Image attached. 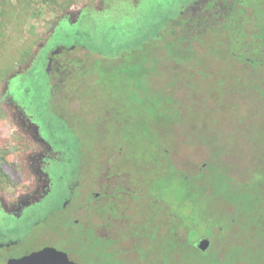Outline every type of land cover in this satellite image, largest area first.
I'll list each match as a JSON object with an SVG mask.
<instances>
[{
    "label": "rangeland",
    "instance_id": "rangeland-1",
    "mask_svg": "<svg viewBox=\"0 0 264 264\" xmlns=\"http://www.w3.org/2000/svg\"><path fill=\"white\" fill-rule=\"evenodd\" d=\"M243 1L253 6L252 9L258 10L257 0ZM192 2L193 0H0V220L8 215L18 214L22 207L37 202L46 195L48 198L43 202L48 203L55 188L52 173L57 170L69 176L82 155V148L88 149L91 158L96 159V153L90 146H93V138H100L103 131L90 115L97 112L95 116L104 123L105 115L102 114L104 105H97L94 101L87 104L84 99L87 106L85 110L88 113L81 121L85 122L81 127L85 129L80 133L82 136L88 131L87 136L92 145H82L75 131L61 133L58 114L50 109L52 102L50 87L44 84V77L40 74L41 70L47 72L44 67L48 51L55 48L58 50L83 47L84 50L100 56L101 60L95 62L91 60L83 71L73 74L90 77L94 68L99 71L95 79L82 86L81 93H85L80 96L91 97L100 93L97 92L100 89L105 92L113 91L107 93V96H117V91L118 94L122 93L121 84L127 82L129 85L127 94L138 93L141 97L137 102L126 105L134 109V106L146 101L145 97L148 94L154 97L153 99L157 98L155 96H163L159 95L160 92L150 90V86L159 84V89L168 91L165 85L172 82L168 68L156 66L157 62L151 61L149 57V61L146 60L147 72L142 75L140 65L136 61L137 53L146 47L147 49L158 47L159 42L164 44L168 20L178 15ZM257 17V20L263 21L262 16ZM54 38V48L47 50ZM262 38L264 42V33ZM41 55L40 66L34 68ZM122 58L126 59L124 64L127 65L128 77L122 72L123 66L112 68L109 63ZM57 60L60 62L57 69L61 70L64 68V55L59 56ZM73 67H76L75 62ZM194 69L199 74H206L207 71L201 66ZM28 70H32V73L23 74ZM211 79L214 78L208 74V77H202L198 82L192 83L191 80L188 84L182 82L185 84L184 87L191 89V93L193 91L194 98L190 108L183 106L181 110L185 116V118L182 116L185 128L179 131L186 136L194 126L201 133H208L207 142L216 149L219 157L222 160H234V163L238 164L237 172L242 173L245 169L244 172L247 174L248 169L244 164H250L249 148L255 145L256 141L261 142L260 149L264 152V132L254 127L251 129L248 125L244 126L242 122L238 124L240 119L248 123V108L235 111L228 105H225L226 108L224 105L215 106L214 98L217 96L223 97L221 98L223 104L233 102V98L228 94L213 95L222 89L223 84L213 82L215 80ZM211 82L217 84L218 88H212ZM169 96L168 93L165 94L167 104H170ZM124 109L117 107L116 111L121 112ZM156 111L154 106L148 107L149 113ZM110 112L112 114L114 111ZM159 112H165V116L170 115L174 112V107L169 105ZM166 120L165 117L167 124ZM178 121H181L180 118ZM250 131L257 133L258 138L262 140H251L248 133ZM171 143L174 146L183 145L180 148L181 153L188 155V147H184L187 145L179 141L174 143V140ZM187 143L197 145L205 142L200 136H195L187 139ZM135 148L136 154L133 151L132 156H140L137 148L139 151L141 148L138 146ZM151 149L161 152L156 144H151ZM90 168L91 166L88 171L92 173L93 169ZM178 173L172 179L160 177L161 174L158 173L154 175L158 178V185L165 192V204L173 203L175 211L184 217L190 211L189 207L178 205L177 202L179 191L182 189L186 194L189 189L184 174ZM161 194L162 192L159 193ZM203 201L205 207L214 205L213 211L209 210L211 214L216 205H220L210 199ZM205 207H197L196 214L208 209ZM52 210L50 205L31 209V214L39 212V217L32 219V222L18 234H6L4 238L6 249L0 253L3 254L0 257V264H6L8 259L22 257L32 248L40 247L47 238L44 235L47 233L44 219ZM9 225L10 223H6L0 227L5 230L11 227ZM33 230L35 233H27L28 237L24 238V231ZM200 232L192 234V242L196 243L200 239L204 231L202 234Z\"/></svg>",
    "mask_w": 264,
    "mask_h": 264
},
{
    "label": "trees",
    "instance_id": "trees-1",
    "mask_svg": "<svg viewBox=\"0 0 264 264\" xmlns=\"http://www.w3.org/2000/svg\"><path fill=\"white\" fill-rule=\"evenodd\" d=\"M216 1L222 3L223 0ZM228 1L231 2V0ZM236 2L243 7L245 5L243 0H236ZM239 10H243V8L240 7ZM194 13L190 10L170 18L165 32V43L159 42L158 47L153 49L146 47L137 53L136 61L140 65L142 75L147 72L146 60L149 57L151 61L157 62L156 66L168 68L172 82L165 85L168 91L159 89V84L150 86V90L156 93L160 92L159 95L163 96H155L157 98L153 99L154 97L148 94L144 103L133 107L135 111H131L130 106V108H126V105L134 101L137 102L141 97L138 93H135L137 96L127 94L129 86L127 82L121 84L122 91H120L122 93L118 94L119 91H117V96H107V93L113 91L105 92L101 89L97 91L100 93L91 97L80 96V94L85 93H81L82 86L95 79L99 71L94 68L90 77L74 76L73 74L83 71L85 66H88L89 61L101 60L100 56L84 50L83 47L52 49L55 38L50 41L47 50H52L48 51L47 62L44 67L47 72L41 70L40 74L44 77V84L50 87L49 93L52 98L50 109L58 114L57 118L61 122L60 132L75 131L82 145L90 146L88 131L82 136L80 133L82 129H85L81 128L85 123L81 121L85 119L84 115L88 113L85 110L87 106L84 99H86V103L94 101L97 105L103 104L104 112L102 114L105 115L104 123H101V119L95 116L97 112L90 115L91 119H95L96 125L103 131L100 138H93V146H90V149L96 153V159L91 158L92 155L88 149L82 148V155L77 160L75 169L69 176L62 174V183L66 185L68 193L58 197L62 204L80 206L83 189L98 191V159L102 154L106 157L111 156L116 160L115 163L110 164L111 172L114 174L121 173L123 176L119 178L120 180L117 178L119 184L115 185L127 192L136 187L150 186L149 182H145L147 179L142 176L143 172L153 171L154 174L158 173L161 174L160 177L169 179L176 177L178 172H182L186 177L189 191L186 194L182 189L179 191L177 204H183L185 207L187 205L190 211L183 217L180 212L175 211L173 203L165 204V264H264V152H261L260 149L259 143L261 142L256 141L255 145L250 146V164H244V167L248 169L247 174H245V169L242 173L237 172L238 164L234 163V160H222L219 157L216 149L207 142L208 133H201L194 126L191 131L187 132L186 136H183L179 131V129L185 128V122L182 121V116L183 118L185 116L181 110L183 106L187 109L190 108L194 98L193 91L191 93V89L184 87L185 84L182 82L185 81L187 84L190 80L192 83L198 82L193 80L192 75L196 71L194 68L201 66L203 70L206 69V72H209L214 65L208 60L215 59L219 63L230 59L234 60L236 59L234 53L241 55L244 60L249 57L259 63L262 58L261 54L257 53V46L261 34L227 33L222 28L226 26V23L217 22L213 24L207 17L210 15L203 11L196 13L195 21L191 24V26H196L201 17L205 21V24H201V33L198 34V32L188 30V20L192 18ZM211 16H217V14L213 13ZM228 18L226 17V20ZM77 25L80 26L81 24ZM204 28L207 30H203ZM61 55H64V68L58 70L57 67L60 66V62L57 59ZM41 60L42 55L33 67L40 66ZM125 61L126 59L122 58L109 63L112 68H116L118 65L123 66L122 72L128 77L129 73L127 72V65L124 64ZM74 62L76 67H73ZM183 62H193L194 65H192L193 67H180L179 65ZM249 63L252 64V62ZM261 69L262 72L260 68L258 70L251 69L249 79L235 86L239 99H233V102L223 104L220 97L218 100L215 97L214 105H224V108H226L225 105H228L235 111L248 108V123L240 119L238 124L242 122L244 126L248 125L251 129L254 127L258 131L264 132V68ZM32 70L23 74L28 75L32 73ZM178 78L180 79L178 80ZM216 85L211 82L212 88H218ZM243 91L245 93L241 94ZM166 93L170 95L168 97L170 104L165 101ZM153 103L156 105H152ZM169 105L174 107L173 113L165 116L164 112H159ZM150 106H154L157 111L149 113L148 107ZM117 107L125 109L117 112ZM113 110L117 112L114 115L117 119L110 123V118L106 114ZM179 118L181 121H178ZM110 124L112 125L111 128ZM125 129L132 131V137L127 134ZM248 133L251 140H262L258 138L257 133L252 131ZM195 136H200L205 143L188 144L187 139ZM127 138H132L135 144L129 145L124 142L116 146L110 145L116 143V140ZM146 138L152 142L147 146L140 142ZM172 140L174 143L179 141L187 145L184 147H188V155L181 153L180 148L183 145L174 146L171 143ZM100 142L102 144L106 142L107 145L100 146ZM151 144L160 147L161 152L152 150ZM137 146L141 148L140 151L137 148L141 155L133 157V151L136 154L134 149ZM90 166V170L93 169L92 173L88 171ZM234 167L235 171H233ZM162 173H165V176ZM157 181L158 178L154 175L151 179L152 186L161 187ZM205 199L220 204L219 206L216 205L212 214L209 210L213 211L214 205H210V207L206 205L205 207L203 205ZM97 202L96 200L98 206ZM200 206L208 209L197 215L196 210ZM92 210H97V208L92 206L90 211ZM81 228L82 226L73 222L75 234L73 245L79 250L81 257L87 255L89 264H99L98 239L94 240L93 247L89 249V243L76 237ZM198 231H201V234L204 231L203 235H200V239L203 237L212 239L213 245L206 252L201 251L196 243L191 241L192 234Z\"/></svg>",
    "mask_w": 264,
    "mask_h": 264
},
{
    "label": "flooded vegetation",
    "instance_id": "flooded-vegetation-1",
    "mask_svg": "<svg viewBox=\"0 0 264 264\" xmlns=\"http://www.w3.org/2000/svg\"><path fill=\"white\" fill-rule=\"evenodd\" d=\"M256 5H258V10L252 9L253 6L247 4L243 7L241 4H238L236 0H231V2L223 0L222 3L216 0H193V2L180 11L178 15L189 12L190 10L194 11L195 13L192 18L188 20V30L198 32V34L201 33V24H205V21H203L201 17L198 20V26H191V24L195 21L196 13L203 11L210 15L207 17L213 24L217 22L222 24L226 23V26L222 28L227 33L238 32L242 35L261 34V36H263L264 0H257ZM240 7L243 8V10H239ZM229 12L230 15H228ZM213 13H216L217 16H211ZM257 15L262 16L263 21L261 19L257 20ZM226 17L229 18L226 20ZM203 30H207V28ZM258 52L261 54L262 58L259 63H257V60L249 57H246L244 60L238 53H234L236 59H230L221 63L215 61V59H210L208 61L214 65L211 71L205 72L206 74H199L195 71V74L193 73L194 75H192L194 78L193 80L200 81L202 77L206 78L208 74H210V77L214 78L211 79V81L215 80L213 82L218 81L224 85L222 89L217 90L216 94L214 93L213 95L228 94L233 99H239V94L236 93L235 86L249 79L251 69L258 70L260 68L262 72L261 68H264L263 38L259 39V45L257 46V53ZM249 62H252V64L250 65ZM192 65H194L193 62H183L179 66L185 68L186 66L193 67ZM243 93L245 92L243 91L241 94ZM217 98H219V96H217ZM126 108L130 107L127 106ZM130 110L132 111L134 109ZM116 114L117 112H112V114L108 112L106 115L108 118H111L112 121H116L117 118L114 116ZM130 117L132 119V116ZM111 126L110 124V128ZM125 131L132 137V131L130 129H125ZM116 141V143H111L110 145L116 146L124 142H127L129 145L135 144L132 138L119 139ZM140 142L145 146L152 143L149 141V138L141 140ZM106 145V142L103 144L100 142V146ZM115 162L116 160L111 156L106 157L104 154L99 156V190L93 191L83 189L81 191L82 196L80 198H82V202L80 206H68V204H62L60 202L58 196L68 193V189L66 185L62 183L63 173L57 170L53 172L52 180L55 182V188L53 191L54 194L49 199L48 203L43 202L48 198L46 195L37 202L22 207L18 214H13L12 216L8 215L0 220V225L10 223L9 226H11L5 230L0 227V253L4 252L6 249L4 238L7 233L8 235L18 234L20 230H23L27 224L32 222V219L39 217L40 213L31 214V209L50 205L53 210L50 214L46 215L44 219L47 226V233L44 235H46L47 238L40 244V247L32 248L22 257L40 251L46 247H53L67 253L70 260L77 264H89L87 255H82L81 257V253L73 245V239L75 237L73 222H75L82 226L81 230L76 234V237L89 243V249L93 247L94 240L98 239V248L100 252L99 264H165V192L162 187L152 186L151 179L154 175L153 171L142 173V176H145L147 179L145 182H149L150 186L136 187L129 192L118 188L115 184H119L118 180H120L119 178L123 175L121 173L114 174L111 172L110 164ZM162 175L165 176V173H162ZM160 192H162L161 195H159ZM96 200L98 201V206ZM92 206L96 207L97 210L90 211ZM32 232L35 233L34 230L24 231V238L28 237L27 233ZM204 239H209L210 244L213 245L210 237H203L196 242L197 247L199 242ZM2 255L3 254H1L0 257ZM10 259L7 260L6 264Z\"/></svg>",
    "mask_w": 264,
    "mask_h": 264
},
{
    "label": "water",
    "instance_id": "water-1",
    "mask_svg": "<svg viewBox=\"0 0 264 264\" xmlns=\"http://www.w3.org/2000/svg\"><path fill=\"white\" fill-rule=\"evenodd\" d=\"M210 240L204 239L199 242L198 248L206 251L209 248ZM7 264H77L70 260L67 253L53 247H46L40 251L21 258H12Z\"/></svg>",
    "mask_w": 264,
    "mask_h": 264
}]
</instances>
